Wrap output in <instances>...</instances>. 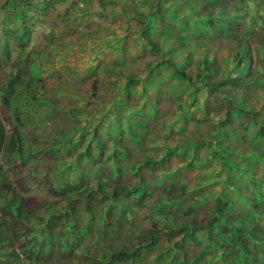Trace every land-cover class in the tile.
<instances>
[{"label":"trees","instance_id":"1","mask_svg":"<svg viewBox=\"0 0 264 264\" xmlns=\"http://www.w3.org/2000/svg\"><path fill=\"white\" fill-rule=\"evenodd\" d=\"M46 2L32 17L55 6ZM75 9L63 18L76 32L72 67L86 62L92 96L109 83L116 96L103 115L69 108L63 120L83 122L70 132L40 131L71 159L33 175L40 195L18 168L41 164V133L25 148L11 107L17 94L40 100L53 69L28 50L5 74L0 159L15 169L1 160L0 264H264V0H71ZM142 52L141 69H127Z\"/></svg>","mask_w":264,"mask_h":264},{"label":"rangeland","instance_id":"2","mask_svg":"<svg viewBox=\"0 0 264 264\" xmlns=\"http://www.w3.org/2000/svg\"><path fill=\"white\" fill-rule=\"evenodd\" d=\"M71 0H65L60 2V0H54V5L49 11L39 12L34 17V13L37 10V4L46 6L48 2L46 0H34L33 5H30L27 8L18 7V11L10 3L5 4L4 0H0V86L4 80L5 74L14 73L15 64L18 62L20 64L21 55L26 51L32 52L33 63L38 64L39 67H52L53 71L51 72V79H48V83L45 85L46 90L44 95L40 100L29 105V101L23 100L21 94L16 95V100L11 107V111H18L20 113V118L23 119L24 124L21 125L22 133L24 136L25 148L30 143V137L35 133H41L40 131L47 132L49 127L61 128L64 124L67 125L69 130L74 125H81L82 121H77L74 124L71 122H65L63 120V115L67 112L69 108H75L80 112L90 113L94 111V115H103L106 109L110 108V100L114 98L111 84L102 86L100 89L95 90V97L89 93V83L90 78L88 75H83V69L86 65L85 61L76 62V70L72 67V60L69 59V56L73 55L75 48L69 47L65 42L69 41L74 33L76 32H65L63 18L74 15L76 9L71 13L69 8V2ZM57 2V3H56ZM56 3V4H55ZM42 6V7H43ZM80 11V10H79ZM26 12V16L18 17V14ZM8 13L9 15H14L12 19H17L14 24L11 25V21L5 19L4 15ZM18 13V14H16ZM81 15L80 13L76 14L75 17ZM9 18V17H8ZM21 18V19H20ZM7 19V18H6ZM85 18L80 20L77 23V27L83 26ZM9 25V26H7ZM41 27H49L48 34H43ZM69 29H74V27H69ZM78 29V28H77ZM76 29V30H77ZM23 31L24 39L22 42L18 38V33ZM53 33L54 37H49V34ZM52 41V47L47 50V52H42L41 47L47 43V41ZM62 43L64 48L61 50L56 43ZM68 49V53L64 52V49ZM40 50V52H38ZM62 51V52H59ZM80 52L78 49L76 53L78 55ZM143 53V52H142ZM86 56V54H84ZM61 56V57H60ZM109 55L100 57V59H109ZM149 58L148 54L138 56L135 60L128 57L126 67L130 71H136L141 69L143 63ZM67 65L70 70L63 71V67ZM19 66V65H18ZM54 68L61 69L60 73H53ZM31 91V88H30ZM102 100V104L96 102V99ZM47 99H53L56 101L57 107L46 105ZM23 107V108H22ZM26 107V108H25ZM87 114V115H88ZM93 115V114H92ZM94 123L97 121L96 117H92ZM90 119V118H89ZM91 121V120H90ZM71 129L69 130V132ZM44 133V132H43ZM39 134L38 141L34 149V160H40V165H35L34 161H30L26 166L18 168L25 175H29L28 183L30 186V192L36 194H45L43 190H40L39 185L37 184V176L40 174L44 167L51 165H60L67 163L71 159H68V152H65L64 145L60 144L55 146L57 141H60L62 138L58 135L57 139L54 142H50L47 138H44V134ZM27 145V146H26ZM66 154V156H63ZM2 160V162H1ZM104 161V160H102ZM1 166L6 169V171L13 172L10 170L15 169L14 160L10 157H4L0 159ZM61 166H58V168ZM12 168V169H11ZM194 175V172H185L181 174V177L185 179H190ZM33 176V178H32ZM143 223H149V219H145Z\"/></svg>","mask_w":264,"mask_h":264},{"label":"crops","instance_id":"3","mask_svg":"<svg viewBox=\"0 0 264 264\" xmlns=\"http://www.w3.org/2000/svg\"><path fill=\"white\" fill-rule=\"evenodd\" d=\"M78 18H80V20H83L85 17H78Z\"/></svg>","mask_w":264,"mask_h":264}]
</instances>
